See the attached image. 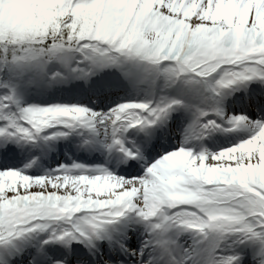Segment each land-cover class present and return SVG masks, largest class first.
Listing matches in <instances>:
<instances>
[{"label": "snow or ice", "instance_id": "obj_1", "mask_svg": "<svg viewBox=\"0 0 264 264\" xmlns=\"http://www.w3.org/2000/svg\"><path fill=\"white\" fill-rule=\"evenodd\" d=\"M0 264H264V0H0Z\"/></svg>", "mask_w": 264, "mask_h": 264}]
</instances>
